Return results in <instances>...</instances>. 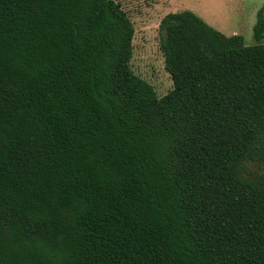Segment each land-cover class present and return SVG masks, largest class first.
<instances>
[{"label":"trees","instance_id":"1","mask_svg":"<svg viewBox=\"0 0 264 264\" xmlns=\"http://www.w3.org/2000/svg\"><path fill=\"white\" fill-rule=\"evenodd\" d=\"M157 31L161 97L119 1L0 0V264H264V3Z\"/></svg>","mask_w":264,"mask_h":264},{"label":"rangeland","instance_id":"2","mask_svg":"<svg viewBox=\"0 0 264 264\" xmlns=\"http://www.w3.org/2000/svg\"><path fill=\"white\" fill-rule=\"evenodd\" d=\"M134 29L131 71L150 84L157 97L171 89L159 51L157 24L169 12L187 10L224 36L241 35L245 45L253 44L250 10L244 0H117ZM254 19V18H251ZM264 169V160L258 164ZM257 166L249 167L256 170Z\"/></svg>","mask_w":264,"mask_h":264},{"label":"crops","instance_id":"3","mask_svg":"<svg viewBox=\"0 0 264 264\" xmlns=\"http://www.w3.org/2000/svg\"><path fill=\"white\" fill-rule=\"evenodd\" d=\"M246 4L248 5V8L250 10V21H249V27L253 26L255 22V13L256 11L261 7V5L264 3V0H244ZM254 18V19H251Z\"/></svg>","mask_w":264,"mask_h":264}]
</instances>
